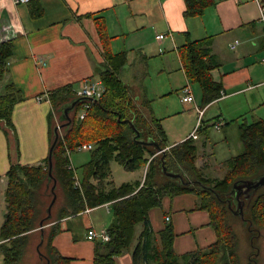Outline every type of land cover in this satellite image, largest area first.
<instances>
[{"label":"crops","instance_id":"0c3cea01","mask_svg":"<svg viewBox=\"0 0 264 264\" xmlns=\"http://www.w3.org/2000/svg\"><path fill=\"white\" fill-rule=\"evenodd\" d=\"M14 1L0 0V40L6 39L8 24L17 32L12 39L7 72L0 81V93L5 84L12 83L22 96L12 112L17 146L12 131L0 128V191L4 201L6 172L15 159L16 154L12 155L15 147L22 164H36L47 157L54 122V119L51 125L48 122L52 111L48 93L66 84H73L77 92L85 82L100 83L97 76L100 70L117 75L142 113L147 114L149 107L150 115L160 122L168 140L163 118L157 117L153 104L173 92L183 105L195 101L194 96L191 102L181 101L182 88L191 83L179 49L186 35L192 40L209 39V60L215 65L210 74L223 93L204 103L201 90L203 118L212 105L223 102L228 107L234 98L249 93L254 99L245 100V105L263 109L258 120H264V26L260 21L259 0H215L202 15L195 17H184L183 0H29L17 4ZM32 2L41 8L40 15H32ZM97 17L104 24V40L96 28ZM157 35L161 37L157 39ZM235 40L239 42L231 47ZM145 102L148 107L142 105ZM56 112L59 113L58 109ZM234 112L220 111L214 118L221 121L226 115L232 121L245 119L241 113L233 117ZM207 126L202 125L201 131L205 132ZM191 132L185 131L176 140L180 143L190 138ZM192 139L195 141L197 137ZM176 140L173 143L168 140L169 145L177 144ZM74 151H69V159ZM88 161L75 167L70 159L68 168L78 177ZM195 164L203 168L197 159ZM145 170L129 171L136 172L129 182L142 181ZM58 186L52 216L44 222V235L57 224L60 231L53 238V246L70 258V264H92L96 241L89 239L87 232L89 228H107L112 221L110 203L86 206L79 213L58 218V210L65 201ZM197 201L193 193L166 196L159 207L149 210L154 238L170 223L173 248L178 255L204 248L216 239L208 212L197 209ZM142 228L141 224L136 226L135 243L115 258L116 264H133L131 251Z\"/></svg>","mask_w":264,"mask_h":264},{"label":"trees","instance_id":"16d2710c","mask_svg":"<svg viewBox=\"0 0 264 264\" xmlns=\"http://www.w3.org/2000/svg\"><path fill=\"white\" fill-rule=\"evenodd\" d=\"M183 1L184 17L200 16L215 3V0ZM259 2L264 8V0ZM35 4L30 3V10L33 16H38L41 8ZM94 20L98 34L104 40L106 31L103 21L99 17ZM208 44L209 39L192 40L186 35L185 43L179 48L186 75L201 88L204 103L221 95L220 84L210 74L215 65L209 60ZM11 56L12 39L2 38L0 81L7 72ZM97 76L103 88L101 97L82 101L75 106L70 114L71 124L59 137L53 152V175L65 197L64 205L58 210V218L79 213L86 206L110 203L112 221L106 228L110 240L96 241L92 264H116L115 258L130 250L139 224L143 228L131 251L133 264H241L237 253V235L228 216L232 212L227 202L236 181L254 179L264 172V120L251 123L242 121L238 126L242 152L223 162L222 177L205 178L202 168L195 164L197 145L194 139L169 145L165 131L160 122L150 115L146 102L142 105L148 107L145 111L147 114L141 112L112 71L100 70ZM76 97L73 84L54 88L48 93L47 100L52 106L48 114L50 125L54 111ZM20 101L22 96L14 84H5L0 93V128L12 131L16 146L12 112ZM80 112H84L83 118L79 117ZM54 126L50 127L51 140ZM201 130L200 126L198 131ZM139 141H154L164 152H158L155 145H144ZM83 143H90L92 149L89 151V161L81 167L79 186H76L74 173L68 168V151L76 150ZM13 154H16L15 159H12L6 172V212L0 226L1 264H20L29 242V232L44 217L41 216L43 203L40 189L48 176L47 157L36 164H22L18 160L17 147ZM112 162L118 163L126 171L146 168L143 180L115 185L110 179ZM163 166L186 179L200 180L214 192L197 184L184 185L178 179L166 176L162 171ZM159 175L165 176L166 180L159 181ZM183 193L197 196L196 208L208 212L216 239L204 248L178 255L173 248L171 224L166 223L155 239L148 213L150 209L159 207L164 197ZM244 216L252 228H264V192L257 193L250 200ZM59 231L57 224L50 228L46 236L45 257L49 264H70V258L60 254L52 244ZM253 239L251 235L250 243H253Z\"/></svg>","mask_w":264,"mask_h":264},{"label":"rangeland","instance_id":"374dc122","mask_svg":"<svg viewBox=\"0 0 264 264\" xmlns=\"http://www.w3.org/2000/svg\"><path fill=\"white\" fill-rule=\"evenodd\" d=\"M190 88L192 96L195 97V101L188 104H181L180 99L175 92L168 96L159 97L155 100L153 107L156 112L157 117L163 118V125L167 129V135L169 143H173L176 139H179L184 135L185 131H192L196 127L198 113L195 106L198 105L202 107L200 97L201 89L198 84L191 82ZM75 87V86H74ZM254 98L249 95V93L242 94L233 99L232 105L217 103L212 105L205 113L202 125L207 124V130L197 131V139L195 143L198 146L197 151V164L203 166L202 173L205 178L213 179L215 177H222L224 173L223 162L225 159L237 155L242 152L243 147L239 138L238 126L242 121H247L251 123L258 120L263 109L259 107H253L245 105V100L251 101ZM247 102V101H246ZM183 103V102H182ZM243 104V105H242ZM235 111L236 117L238 113L243 114V118L239 121H232L228 116H224V120L217 121L214 116L220 111L226 113H231ZM60 112L54 111L53 115V125H61L59 120ZM215 124L214 123V121ZM221 123V124H220ZM216 124H220V128L215 127ZM201 125V127H202ZM190 129V130H189ZM59 134L62 137L66 132V127L63 126L59 130ZM59 136V137H60ZM179 141L180 140H176ZM159 156V155H158ZM90 158L89 151H74L71 153V162L78 167L79 164ZM136 172L126 171L121 165L116 162L111 163V176L116 184L129 181ZM159 181L166 180L163 175L158 176ZM57 181V180H56ZM59 182L57 181V187ZM51 186L52 181L47 183V180L42 184L40 189L41 199H42V215L45 216V209L51 200ZM59 190V188H58ZM56 192V190H55ZM264 192V186L258 189L257 193ZM255 194V195H256ZM254 195V196H255ZM253 196V197H254ZM253 197L251 199H253ZM231 199V198H230ZM247 204L242 207L245 212L247 210ZM231 208L235 209V206L231 204ZM6 212V203L4 197L0 191V221L4 219V214ZM229 220L232 224L234 231L238 239V250L241 264H264V228H252V225L236 214L229 213ZM247 216V215H246ZM244 216V218L246 217ZM3 222V221H2ZM251 235H253V243L251 242ZM40 229L38 223L35 228L29 232V242L25 253L21 259L20 264H47L46 261V236L44 235V240L40 244ZM134 242V241H133ZM135 243V242H134ZM253 246V247H252ZM2 263V255L0 254V264Z\"/></svg>","mask_w":264,"mask_h":264},{"label":"water","instance_id":"95a60500","mask_svg":"<svg viewBox=\"0 0 264 264\" xmlns=\"http://www.w3.org/2000/svg\"><path fill=\"white\" fill-rule=\"evenodd\" d=\"M91 100H92V98H89V97L77 96L72 101L63 104L58 108V111L60 112L59 120L62 123H61V125H55L53 128L52 140H51V143H50V146L48 149V154H47V162H48L47 183L52 181V186H51L52 197H51L49 204L47 205V207L45 209L46 215L38 223L39 229H40V235H41L40 236L41 237L40 238V244L44 240V222L51 218V216H52L51 208H52V206L56 200L55 190L57 188V181L53 175V152H54V149L57 145V142H58V139L60 136L58 130L60 128H62L63 126H65L67 128L71 124L72 119L70 117V114L72 113V111L74 110L75 106L78 103H80L82 101H91ZM139 142H141L144 145H155V147L158 149V152H164V150L160 149L154 141H139ZM162 171L166 176L173 178V179H178L184 185L197 184L204 189H208V190H211L214 192V190L211 187L203 184L198 179H186L179 173L167 171L165 166L162 167ZM262 186H264V172L254 179L236 181L232 185L231 190L229 192V195L234 197V191L237 189H240V191H241L240 195H242L245 192H249V196H246L247 197V203L246 204L248 205L251 198L256 194L258 189L261 188ZM227 203H228V206L230 207V210L233 214L239 215L243 219V221H246V219L244 218V212L242 210V207L244 205V200H241L240 204L236 203L235 209L231 208V200H228ZM46 261H47V264H49V260L46 259Z\"/></svg>","mask_w":264,"mask_h":264},{"label":"built area","instance_id":"2783aa9c","mask_svg":"<svg viewBox=\"0 0 264 264\" xmlns=\"http://www.w3.org/2000/svg\"><path fill=\"white\" fill-rule=\"evenodd\" d=\"M27 1L29 0H15L14 2L17 4V3H24ZM260 21L262 22L264 26V8L262 6H260ZM5 29H6V32L8 33L6 39L8 40L13 39L17 32L13 29L12 24H8ZM160 37L161 35L156 36L157 39H159ZM238 42H239L238 40H235L234 44H232L231 47H234ZM102 91H103V88L99 82L89 81V82H85L82 85V87L76 92V94L77 96H85V97H89L92 99H97L101 97ZM182 92H183V96L181 98V101L184 103L191 102L193 98H192V92H191L190 86L187 85L183 87ZM221 94L223 93L221 92ZM195 109L198 113L197 124H196V127L193 129V132H191L189 136L190 138L197 137L196 133L203 122L204 108L195 106ZM79 117L83 118L84 112H80ZM220 124H216L215 127L219 129L221 126ZM76 149L79 151H89L92 149V145L90 143H83L77 146ZM68 154H69V151H68ZM73 179H74V184L76 186H79L78 177L74 175ZM166 219L168 220L169 218H166ZM87 237L91 240L100 241V242H107L110 240V236L108 232L106 231V229L95 230L94 228H89L87 232Z\"/></svg>","mask_w":264,"mask_h":264},{"label":"flooded vegetation","instance_id":"af4514ba","mask_svg":"<svg viewBox=\"0 0 264 264\" xmlns=\"http://www.w3.org/2000/svg\"><path fill=\"white\" fill-rule=\"evenodd\" d=\"M240 193H241L240 189H237L234 191V197L233 196L230 197L231 198L230 199L231 204H233L234 206L236 205V203L240 204L241 200H244V205H245V203H247V197L246 196H249V192H245L242 195H240Z\"/></svg>","mask_w":264,"mask_h":264}]
</instances>
